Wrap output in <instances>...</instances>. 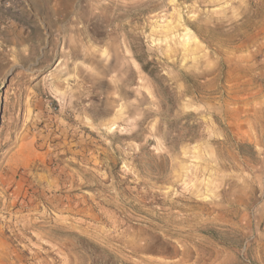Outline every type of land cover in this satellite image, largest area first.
<instances>
[{
    "label": "rangeland",
    "instance_id": "obj_1",
    "mask_svg": "<svg viewBox=\"0 0 264 264\" xmlns=\"http://www.w3.org/2000/svg\"><path fill=\"white\" fill-rule=\"evenodd\" d=\"M0 264H264V0H0Z\"/></svg>",
    "mask_w": 264,
    "mask_h": 264
},
{
    "label": "trees",
    "instance_id": "obj_2",
    "mask_svg": "<svg viewBox=\"0 0 264 264\" xmlns=\"http://www.w3.org/2000/svg\"><path fill=\"white\" fill-rule=\"evenodd\" d=\"M138 61L142 64V67L146 73L150 74L151 76H155L153 71H151V63H143L142 59H140L139 57Z\"/></svg>",
    "mask_w": 264,
    "mask_h": 264
}]
</instances>
